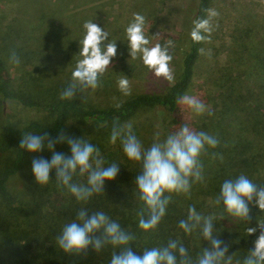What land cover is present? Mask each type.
I'll return each instance as SVG.
<instances>
[{
    "label": "trees",
    "instance_id": "obj_1",
    "mask_svg": "<svg viewBox=\"0 0 264 264\" xmlns=\"http://www.w3.org/2000/svg\"><path fill=\"white\" fill-rule=\"evenodd\" d=\"M209 1L199 0L194 19L206 16ZM8 2L16 3L17 9L11 20L0 22V264H108L110 246L101 253L90 246L76 255L64 253L55 244L62 225L81 209L88 215L103 211L117 222L131 236L130 247L138 255L144 249L177 241L193 260L202 249L210 247L200 234L203 218L210 217L213 236L221 241L222 248L227 246L226 258L232 256L231 264H237L264 231L258 226L264 225V212L250 204L246 219L232 217L224 210L219 189L224 180L240 174L257 187L264 185V20H252L231 33L226 62L212 80L214 94L205 97L208 110L190 129L203 131L218 141L215 148L205 146L198 158L202 180L190 182L187 194L163 193L161 199L167 198L164 214L155 228L144 231L138 223L141 219L147 222L151 212L136 190L140 167L126 159L119 141L109 143L108 137L114 129L131 123L147 148L156 138L163 140L172 125L187 124L178 114L179 101L191 87L202 41L193 43L189 34L186 40L184 36L171 38L177 58L172 60L173 79L168 86L163 83L155 90L123 95L115 83L129 72H140L123 56L119 70L110 68L99 77L97 89L81 90L77 86L71 99L61 100L60 92L75 83L71 71L80 58L82 38L75 40L74 32L67 27L74 15L58 16L60 21L51 27L43 19L58 14L61 5L50 12L46 8L48 0ZM31 3L41 4L36 8L40 16L35 20L41 23L29 19L31 8L26 4ZM180 44L188 45L181 50ZM11 51L20 59L18 66L9 63ZM15 105L35 114L22 122L4 117V109ZM157 109H161L159 126L152 124ZM27 132L46 135L45 144L53 143L56 151L66 156L70 149L60 137L85 140L98 150L102 166L116 164L117 175L106 180L102 190L86 203L77 202L57 185L54 169L49 183L41 186L31 173V162L39 156L50 159L51 152L20 149V139ZM73 182L82 180L74 176ZM190 207L202 219L185 233L179 227L180 221L196 223L188 221ZM249 228L256 231L249 234Z\"/></svg>",
    "mask_w": 264,
    "mask_h": 264
},
{
    "label": "clouds",
    "instance_id": "obj_2",
    "mask_svg": "<svg viewBox=\"0 0 264 264\" xmlns=\"http://www.w3.org/2000/svg\"><path fill=\"white\" fill-rule=\"evenodd\" d=\"M204 18L192 21L189 37L193 43L207 41L212 31V20L218 16L215 9H206ZM144 17L133 13L132 19L124 28L126 48L132 59L140 56L143 65L151 70L155 76L172 81L169 70L172 57L168 52L172 42L166 41L163 46L156 44L148 47L149 41L144 34ZM84 34L79 40V59L71 71L69 86L60 92V99H71L73 88L81 90H95L98 87L99 77L105 72L112 58L116 55V41L108 38V33L97 23L85 21ZM124 42V41H121ZM204 53V49H199ZM210 55V52L207 53ZM9 63L18 66L20 59L15 51L9 54ZM119 91L129 95V81L120 78L117 81ZM193 113L201 114L205 106L192 97H181V101ZM119 108V104L116 105ZM158 137V134H157ZM46 135H35L32 132L23 133L19 148L29 153H42L45 149L51 152V158L43 156L34 158L31 162V173L35 181L47 185L50 181V171L55 170L56 182L68 193L73 195L77 202L86 203L94 193L102 190L106 180H113L118 172L115 163L102 166L98 158V150L89 142L81 139L71 140L60 137L66 142L69 155L56 151L53 143L45 144ZM109 143L119 141L121 150L130 162L138 164L140 172L136 176V190L139 199L151 212L150 219L138 223L144 231L155 228L160 217L164 214L167 198L161 199L163 193H184L190 190L191 183L202 180V169L199 156L205 149L215 148L217 139L203 131H192L187 124H182L178 130L169 133L163 140L156 138L145 148L138 139L131 123L123 124L119 130L114 129L109 137ZM80 177L81 183H74L73 177ZM191 182V183H190ZM246 175L240 174L235 178L224 180L219 189L226 213L238 219H246L249 214L248 205L253 204L264 212V185L257 187ZM219 202V200L217 201ZM188 223L180 221L179 227L185 232H191L196 224L200 223L201 216L195 209H188ZM264 227V225H258ZM256 229L249 228L252 234ZM99 233L97 237L95 234ZM200 234L210 244L192 259L186 248L177 241H170L161 248L144 249L137 254L130 247L131 236L121 226L110 219L103 211H96L88 215L84 209L79 210L75 217L67 221L60 228L55 237L56 246L64 253L79 255L90 246L96 253H101L105 246L112 249L108 264H231L232 256L226 258L227 246L221 247V241L213 236L212 220L203 218ZM237 264H264V231L252 243L247 254L240 258Z\"/></svg>",
    "mask_w": 264,
    "mask_h": 264
},
{
    "label": "rangeland",
    "instance_id": "obj_3",
    "mask_svg": "<svg viewBox=\"0 0 264 264\" xmlns=\"http://www.w3.org/2000/svg\"><path fill=\"white\" fill-rule=\"evenodd\" d=\"M198 3L199 0H48L46 8H50V12L59 5H61V9L58 10V14L49 15L43 20L45 25L49 22L51 27H55L60 21L58 16L73 14L74 17L67 21V27L74 32L75 40L83 38L84 29L82 26L85 21L97 23L108 33L109 40L116 41V55L106 70L110 68L119 70L121 67L120 58L124 56L126 63L134 62L137 65V70L140 71L139 75L136 72H129L123 77L129 81V90L131 92L151 91L163 83L168 86L171 81L157 77L151 70H147L148 68L143 65L139 54L135 59L129 56L124 28L132 19L133 13H139L144 17V34L149 41L148 47L160 44L161 41L172 42L171 38L177 39L180 36H184L183 39L186 40ZM39 7L41 4H26V8H31V12L28 11V16L32 22H35L36 18L40 16L39 9H36ZM209 8L215 9L218 16L213 18L211 22L212 31L209 34V39L202 41L201 49H204V53L200 54L191 87L185 95L202 102L205 111L197 115L180 102L181 100L179 101L178 114L182 121L191 125L189 126L190 129H192V124L198 122L208 110L205 97L214 94L215 89L212 80L214 77H218L217 70L226 62L231 33L237 26L243 27L252 20H264V0H210ZM15 9H17L16 3L0 0V22H4L6 19L5 22L11 20ZM41 21L35 23H41ZM47 28V26L44 27V29ZM187 45L180 44L179 46L182 50ZM168 52L171 53L172 57L169 62V70L172 74L174 62L172 60L177 58L175 53L177 51L169 47ZM209 52L210 55L207 54ZM155 112L152 124L159 126L161 109H157ZM34 114L35 111L26 110L20 105H15L11 109H4V117L15 122H22ZM178 129L179 126L172 125L170 133Z\"/></svg>",
    "mask_w": 264,
    "mask_h": 264
}]
</instances>
